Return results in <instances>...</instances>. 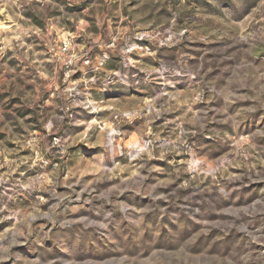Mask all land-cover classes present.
I'll list each match as a JSON object with an SVG mask.
<instances>
[{"label":"rangeland","instance_id":"obj_1","mask_svg":"<svg viewBox=\"0 0 264 264\" xmlns=\"http://www.w3.org/2000/svg\"><path fill=\"white\" fill-rule=\"evenodd\" d=\"M0 264H264V0H0Z\"/></svg>","mask_w":264,"mask_h":264}]
</instances>
